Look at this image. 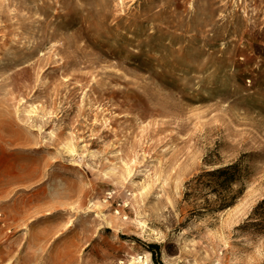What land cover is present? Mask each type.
I'll return each mask as SVG.
<instances>
[{
    "label": "rangeland",
    "instance_id": "1",
    "mask_svg": "<svg viewBox=\"0 0 264 264\" xmlns=\"http://www.w3.org/2000/svg\"><path fill=\"white\" fill-rule=\"evenodd\" d=\"M263 199L264 0H0V264H264Z\"/></svg>",
    "mask_w": 264,
    "mask_h": 264
},
{
    "label": "trees",
    "instance_id": "2",
    "mask_svg": "<svg viewBox=\"0 0 264 264\" xmlns=\"http://www.w3.org/2000/svg\"><path fill=\"white\" fill-rule=\"evenodd\" d=\"M236 168H237V164L234 163V164H231L228 166H224V167L214 169L212 171H208L205 173V175L210 176L212 178V180H214V181L215 180L218 181V188L220 190L221 189H227L228 187H230V185H232L237 180L234 175L228 176L230 174V172ZM223 177H225V179L223 181H220ZM215 191L219 193V190L216 189ZM239 193H240V191H239ZM232 199H233V201H231L229 203H221L218 208L224 209V208L230 207L233 204L234 200L236 199V196H234ZM263 204H264V199L258 204V206H261ZM148 247L150 248V251L152 253L154 263L155 264H161L157 259V249L159 248V246L156 244H150Z\"/></svg>",
    "mask_w": 264,
    "mask_h": 264
},
{
    "label": "built area",
    "instance_id": "3",
    "mask_svg": "<svg viewBox=\"0 0 264 264\" xmlns=\"http://www.w3.org/2000/svg\"><path fill=\"white\" fill-rule=\"evenodd\" d=\"M0 225H4V216L2 212H0Z\"/></svg>",
    "mask_w": 264,
    "mask_h": 264
},
{
    "label": "bare ground",
    "instance_id": "4",
    "mask_svg": "<svg viewBox=\"0 0 264 264\" xmlns=\"http://www.w3.org/2000/svg\"><path fill=\"white\" fill-rule=\"evenodd\" d=\"M51 1V0H50ZM91 1V0H90ZM117 181V180H116Z\"/></svg>",
    "mask_w": 264,
    "mask_h": 264
}]
</instances>
